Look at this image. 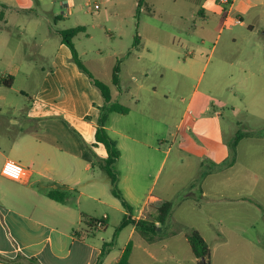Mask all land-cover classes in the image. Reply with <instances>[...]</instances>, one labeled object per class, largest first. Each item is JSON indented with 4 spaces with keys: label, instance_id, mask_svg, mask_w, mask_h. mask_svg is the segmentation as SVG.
I'll return each instance as SVG.
<instances>
[{
    "label": "rangeland",
    "instance_id": "obj_1",
    "mask_svg": "<svg viewBox=\"0 0 264 264\" xmlns=\"http://www.w3.org/2000/svg\"><path fill=\"white\" fill-rule=\"evenodd\" d=\"M63 1L0 0V12L4 11V19H0V74L18 72L19 63L48 66L54 56L69 54L59 32L79 26L86 28L73 39L80 59L88 68L100 71L96 78L110 85L114 97L118 94L110 71L120 60V103L130 112L112 114L110 126L115 132L120 129L127 137L147 142V146L125 139L131 149H122V163L134 162L135 170L121 175L116 166L119 180L133 186L139 198L151 188L154 195L161 194L165 187L174 199L162 235L168 229L177 234L165 251L161 249L165 239L153 244L155 258L136 249L129 264H198L185 239L192 230L204 237L212 264H264V0H230L250 5L243 17L229 11L221 0H101L97 10L88 6L93 0H72L75 8L69 16H64ZM237 18L243 23L237 24ZM137 35L139 47H135ZM23 69L13 89L0 84L5 115L0 118V141L4 132L8 131L10 138L18 134L17 128L7 127L3 120L11 116L8 105L23 108L33 103L20 92L21 88L30 90ZM216 114L221 115L220 120ZM15 116L21 123L16 141L20 143L25 139L26 111ZM193 118L204 122L196 124ZM239 131L244 137L235 152L229 149L226 154L225 138L232 142ZM115 132L113 136L120 140ZM219 134H223V142ZM180 136L196 142L192 146L180 142ZM207 148L212 150L206 155L213 170L206 182L210 197L202 199L196 192L184 199L185 186L192 180L194 152ZM4 153L15 157L1 151L0 171ZM225 155L226 161L218 163L217 158L222 161ZM232 159L236 162L230 169L227 165ZM100 175L108 181L103 171ZM118 187L122 193L119 182ZM1 190H16L25 197L18 184L0 175V197ZM5 200L17 202L19 198ZM128 204L132 212L139 213L142 203ZM125 211L120 200L113 207L97 209L96 220L105 215L109 218L107 230L96 232L97 243L113 239ZM128 236V228L119 233L111 260L119 256ZM141 240L136 235L133 246Z\"/></svg>",
    "mask_w": 264,
    "mask_h": 264
},
{
    "label": "crops",
    "instance_id": "obj_2",
    "mask_svg": "<svg viewBox=\"0 0 264 264\" xmlns=\"http://www.w3.org/2000/svg\"><path fill=\"white\" fill-rule=\"evenodd\" d=\"M210 7L212 8L213 5ZM228 7L229 11L235 12L238 17L248 14L250 9V5L235 2H232ZM140 45L141 41L135 47ZM26 58L30 60L29 57ZM26 58L21 61H27ZM50 62L48 66L36 64L33 67H26L19 63L17 65L18 72L0 74V84L4 88L13 89L17 83L18 73L23 69L22 66H25L22 73L27 78L30 90L21 88L20 92L29 100H33L32 104L23 108L8 105L6 110L11 113V116L3 119L6 121L7 127L17 128L18 133L10 138L7 131L1 138L0 152L9 151L15 156L11 157L4 153L3 165L7 160H13L24 166L27 171L24 182H15L25 193V197L17 194L16 190H1L0 264H34L30 262V259H35L39 264H117L125 248L136 235H140L142 240L139 244H134L129 263L132 262L136 249L155 258L151 253L152 249H155L153 244L161 242L159 239H165L161 247L162 251H165L169 247V242L177 237L176 232L169 229L163 236L165 225L161 226L159 222H155L159 236L155 235L151 241L146 240L136 230L135 225L129 224L124 227L121 231L128 228L129 236L127 244L120 250L119 256L113 260L110 259L114 244L107 248V254L103 261L98 263L104 245L111 244L113 239L103 244L97 243L95 235L98 231L90 224V221L96 219L95 213L101 205L113 207L118 200L112 194L110 180L101 179L100 171L102 170L98 166V163L107 157L106 148L104 150L101 147L103 145L96 142L95 136L104 100L87 75L72 60L71 52L64 56L56 55ZM113 68L114 66L110 71L111 84ZM89 71L95 78L100 77L98 76L100 71L98 72L94 68L93 70L90 68ZM9 77H13V83L7 87L2 84L1 80H9ZM121 77L120 73V82ZM114 87L118 95L114 97L112 93L113 99L120 103L122 88ZM1 100L0 118H3L5 115ZM22 111H26L27 127L22 132L25 139L19 143L16 141L20 138L21 123L15 115ZM112 114L118 113H111L108 116L105 128L121 152L117 166L121 175L123 171L132 173L135 170L134 162L132 165L122 163V149H131L125 139L144 146H147V142L131 136L127 137L126 133L120 129L115 132L114 126H110L111 118L114 116ZM220 117V114H216L215 118L220 120ZM193 122L202 124L204 119L193 118ZM182 124L183 120L180 122L178 130ZM112 131L119 136L122 144L113 136ZM173 137L178 138V135L175 134ZM218 137L223 142V134H219ZM180 139V142L191 143V146L196 142V140L183 136H180ZM232 142L225 138L226 154L229 149L231 151ZM211 152L210 148L202 152H194L192 180L185 186L184 199L196 195V192L201 194L202 199L210 197L206 182L211 177L213 170L209 168L208 163L211 161L206 155ZM217 159L218 163L224 162L226 155L222 161L219 157ZM235 162L232 159L227 166L233 169ZM119 184L125 199L131 205L138 206L142 203L138 214L135 213L136 211L131 212V217L135 221L154 217L157 209L165 201L174 199V196H171L165 187H162L161 194L154 195V188H151L149 192L142 193V197L139 198L138 191L133 186L126 185L122 179L119 180ZM51 191L64 192L67 196L65 201L52 200L49 197ZM12 196L14 198H11ZM7 198H19V201L8 202L5 200ZM128 215L129 213L125 211L123 220ZM108 219L107 216L106 227L102 229L103 231H106L109 226ZM174 222L181 223V220L175 219ZM84 223L88 225L87 228H82ZM246 231L247 229L242 232L246 233ZM185 239L187 240L186 236ZM172 257H174L173 254ZM210 263L212 264L211 261Z\"/></svg>",
    "mask_w": 264,
    "mask_h": 264
},
{
    "label": "trees",
    "instance_id": "obj_3",
    "mask_svg": "<svg viewBox=\"0 0 264 264\" xmlns=\"http://www.w3.org/2000/svg\"><path fill=\"white\" fill-rule=\"evenodd\" d=\"M141 4L142 2H140V6ZM3 16H4V11H1L0 12L1 20L3 19ZM85 31H86L85 27L79 26V27L60 31L59 34L62 37V42L69 48L72 54V60L76 63L78 68L87 75V77L90 79L94 87L98 89V91L100 92L104 100V105L101 108V115L99 118V126L96 130L95 136H96V142L98 144H102L106 148L107 157L104 161L98 163V166L110 180L112 194L118 200L121 201L123 207L129 213V215L126 216L124 220L122 221L120 227L116 229L111 244L104 245L102 254L100 255L99 261H98V263H101L103 261L104 256L107 254V248L115 244V240L119 232L124 227L128 226L129 224L135 225L136 230L146 240L148 241L153 240L154 236L157 235V225L155 224V222H159L161 226H164L167 224L168 219L173 209V203L171 201H165L157 209L156 215L154 217H151L150 219H146V220L140 219L138 221H135L132 219L131 207L118 187L119 172L117 171L116 166L121 157V152L117 146V143L109 136L105 128L108 116L111 113H118V114L126 115L129 113V108L122 105L118 101H114L110 85H108L107 83L101 80L96 79L93 76V74L89 71V69L84 65L82 60L80 59L78 51L75 48L73 39L76 36H78L80 33H84ZM139 42H140V37L137 35L135 45L137 46ZM120 73H121L120 60L118 59L116 62V65L113 68V72H112V85L116 87H120ZM1 82L5 86L9 87L13 83V77H9V80L2 79ZM243 137L244 135L241 133V131L237 132L235 139L230 145L232 152H235L239 141ZM49 197L52 200H55L58 202H64L67 196L64 192L51 191L49 193ZM96 221H97L96 219L95 220L92 219L90 221V224L94 226ZM186 238H187L188 244L193 254L198 259V264H211L210 263V248L208 244L206 243V241L204 240V238L200 235V233L196 230H192L190 233L187 234ZM132 248H133V244L132 242H130L125 248L122 257L120 258L117 264H129ZM30 262L34 264H39L35 259H30Z\"/></svg>",
    "mask_w": 264,
    "mask_h": 264
},
{
    "label": "built area",
    "instance_id": "obj_4",
    "mask_svg": "<svg viewBox=\"0 0 264 264\" xmlns=\"http://www.w3.org/2000/svg\"><path fill=\"white\" fill-rule=\"evenodd\" d=\"M93 1H94L93 5L91 3H89L88 5L89 7H91L90 10L92 8L96 10L99 9L101 0H93ZM220 2L225 5H230L232 3L230 0H221ZM62 7H64L65 9L64 16H69L74 13L75 4L72 0L63 1ZM235 22L237 24L243 23L241 18H237ZM9 165H11V167H9ZM26 171L27 170L25 169V167L22 166L20 163L15 162L13 160H7L1 169V175L11 181L22 183L26 179ZM106 219H107V216L105 215L102 220H97L95 222L94 227L97 230L104 229L106 227V221H105Z\"/></svg>",
    "mask_w": 264,
    "mask_h": 264
},
{
    "label": "clouds",
    "instance_id": "obj_5",
    "mask_svg": "<svg viewBox=\"0 0 264 264\" xmlns=\"http://www.w3.org/2000/svg\"><path fill=\"white\" fill-rule=\"evenodd\" d=\"M9 167H11V165H9Z\"/></svg>",
    "mask_w": 264,
    "mask_h": 264
},
{
    "label": "water",
    "instance_id": "obj_6",
    "mask_svg": "<svg viewBox=\"0 0 264 264\" xmlns=\"http://www.w3.org/2000/svg\"><path fill=\"white\" fill-rule=\"evenodd\" d=\"M203 260H204V258H203Z\"/></svg>",
    "mask_w": 264,
    "mask_h": 264
}]
</instances>
